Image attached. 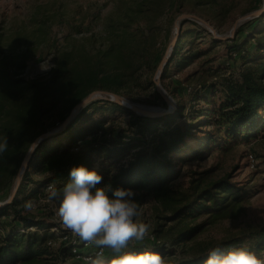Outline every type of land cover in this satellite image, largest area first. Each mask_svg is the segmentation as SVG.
<instances>
[{
  "label": "trees",
  "instance_id": "16d2710c",
  "mask_svg": "<svg viewBox=\"0 0 264 264\" xmlns=\"http://www.w3.org/2000/svg\"><path fill=\"white\" fill-rule=\"evenodd\" d=\"M172 1L135 0L136 17L127 16L130 21L125 25L115 26L113 23L110 26L112 32L116 28L120 32L113 41L109 40L105 50L99 51L94 57L84 54L57 57L50 72L41 78H20L27 66L25 56L11 63L0 61V142L5 137L8 140L7 150L0 155L1 203L6 202L11 195L21 164L37 138L55 130L57 124L62 125L74 108L90 94L104 91L119 95L133 81V62L145 58L146 48L143 43L147 37V26L151 27ZM175 1V9L180 13L184 0ZM203 18L210 22L208 18ZM263 19L264 13L246 22L244 27L255 31L260 25H251ZM188 22L191 20L182 21L181 28ZM192 24L198 25L193 21ZM198 29L207 32L200 26ZM191 36L184 34L181 29L170 62L185 59L180 58V51L191 40ZM149 39L155 45V39L151 36ZM233 42L230 51L240 57L246 52L247 43L250 44V41L237 44V39ZM220 43L224 42L212 39V44ZM166 68L161 80L166 74ZM140 69V65L136 67V71ZM262 73L263 70L255 69L244 74L242 81L227 85L223 92L219 91L217 101L208 97L210 92L215 93L214 89L208 90L206 96L202 97L206 101V108L197 114L196 124L179 123L185 119V106L180 101L174 113L160 118L138 116L107 100L95 101L83 108L63 132L44 140L36 148L16 197L11 204L0 208V264L78 261L99 249L84 248L79 242L73 246L74 240L68 232L55 237L50 232L57 228L56 224H48L47 220L25 208L27 203L32 204L42 198L48 186L63 189L70 179L69 172L73 166L84 165L90 170L95 169L103 176L102 185L99 186L110 184L113 188L133 189L137 192L136 201L139 206L152 198L167 215L161 218L172 224L165 236L177 245L193 240L201 226L189 227L188 224L202 215H208L211 221L238 219L249 193L246 188L233 184L229 176L210 180V171L192 172L190 195H174L172 188L181 174V168L205 161L214 148L229 149L232 145L258 138L264 131ZM199 93L193 91V101ZM155 95L162 100L157 92ZM100 104L110 114H126L130 119L128 127L132 130L131 136L136 139L132 140L126 130L120 129L124 122L117 118L93 119V115L104 109ZM116 126L120 129L119 133H116ZM32 176L46 178L47 182L36 185L30 182ZM195 176L198 178H193ZM33 184L36 186L28 192V187ZM162 227L157 226L153 234L159 241ZM53 239L59 241L56 251L53 250ZM245 241L232 240L216 247L225 251L231 247H244L259 253L264 250V225L252 234L250 244L246 247L243 246ZM140 243L151 245V251L160 253L166 260L174 255L166 243ZM136 244L129 245L123 251L142 252L141 249H131ZM74 247L77 253L73 252ZM102 250L104 260L113 257L112 250ZM208 254L209 250H202L190 259H179L176 263L167 264H204ZM107 261L110 264L111 260Z\"/></svg>",
  "mask_w": 264,
  "mask_h": 264
},
{
  "label": "rangeland",
  "instance_id": "374dc122",
  "mask_svg": "<svg viewBox=\"0 0 264 264\" xmlns=\"http://www.w3.org/2000/svg\"><path fill=\"white\" fill-rule=\"evenodd\" d=\"M182 4L184 7L178 13L175 9L176 1L173 0L164 13L154 20L151 27L147 26V37L143 43L146 48L145 58H139L133 62V81L120 91L119 96L129 101L131 105L145 108L144 110L146 108L152 111L166 110L167 105L164 100L158 99L155 95L156 88L153 80L162 58L167 56L166 74L160 82L175 106L172 113L177 107V102L180 101L185 106V119L179 123L189 125L196 124L197 114L206 108V101L202 97H205V93L211 88L215 93L210 92L208 97L210 100L217 101L220 96L219 91L226 90L229 84L239 83L243 75L248 72L255 69L261 72L263 70L261 75L264 78V19L251 25V27L260 25L255 31L244 27L246 22L260 16L250 15L264 9V0H218L217 2L184 0ZM183 14L194 15L204 21L203 17L208 18L210 20L208 23L216 34L221 38L229 39L217 40L224 43L212 44L214 37L209 29L191 20L182 28L180 27V32L182 29L187 36L192 34L191 40H188L180 51V58L186 59L196 54L197 56L189 60L176 59L170 62L171 51L176 45L173 41L175 39L178 41L180 38V32L177 34L175 23ZM127 16L136 17L135 0H0V61L7 60L11 63L12 60L25 56L27 66L21 72L20 78L23 80L41 78L50 72L57 57L66 54L74 56L84 54L94 57L99 51L105 50L109 40L113 41L120 32L118 28L112 32L110 26L113 23L115 26L129 23L130 19ZM192 21L198 25H193ZM198 26L207 32L203 33ZM150 36L155 39V45L149 39ZM234 39H237V44L250 41L245 48L246 52L241 57L230 51L234 45ZM139 65L141 69L136 71ZM193 91L200 92L195 101H193ZM102 98L104 96L95 97L96 101L104 100ZM99 106L104 109L93 115V119L117 118L125 123L121 124L120 129L126 130V134L131 136L132 130L128 127L130 119L126 114L121 112L110 114L104 105ZM100 115L103 116L100 117ZM60 126L61 124H57L56 129ZM120 129L116 126V133H119ZM131 138L136 139L132 136ZM250 155L255 158V163L248 160ZM128 160L126 157V161ZM205 171H210L208 175L210 180L229 176L233 184L248 190V199L242 204L243 212L235 220L211 221L208 215H202L188 224L189 227L201 226L193 240L177 245L165 236L172 226L161 218L167 215L152 198L147 199L143 206H139L140 215L136 217V221L147 223L150 226L149 234L154 235L157 226L163 225L160 228L162 231L160 243H166L174 254L166 260L167 263H176L179 259H190L202 250L210 252L218 244H225L232 240L245 239L243 246L246 247L250 244L252 234L261 230L264 225V131L258 138L232 145L229 149L214 148L205 161L191 163L181 168V174L172 188L173 194L190 195L192 172ZM30 178V182L36 185L47 182L46 178L39 176ZM34 184L28 187V192L36 186ZM58 190L62 188L59 187ZM48 195L49 193L45 190L44 196L37 202H33V207L28 212L42 217L48 224H56L57 228L51 229L50 232L55 237L62 232H68L73 240L84 244L69 230L63 228L55 211L58 201L49 200ZM54 241L55 239L52 246L56 251L59 248V241H55L56 244ZM135 242L137 244L131 249L153 250L151 245ZM90 247L96 249L94 246ZM253 252L264 261V250L259 253ZM115 255L117 254L113 253V257ZM113 257H107L106 264L109 262L107 260ZM53 264L88 263L79 259L78 261L58 260Z\"/></svg>",
  "mask_w": 264,
  "mask_h": 264
},
{
  "label": "clouds",
  "instance_id": "9594fccd",
  "mask_svg": "<svg viewBox=\"0 0 264 264\" xmlns=\"http://www.w3.org/2000/svg\"><path fill=\"white\" fill-rule=\"evenodd\" d=\"M8 148L7 137L0 142V155ZM69 181L62 190L49 189V200L58 201L56 215L63 228L89 246L111 249L115 255L110 264H167L154 251H123L132 241L142 242L149 235V225L138 223L140 215L137 192L131 188L102 185L103 176L84 165L73 166ZM29 202L26 210L31 211ZM91 264H106L99 252ZM204 264H264L255 252L244 247H220L210 250Z\"/></svg>",
  "mask_w": 264,
  "mask_h": 264
},
{
  "label": "water",
  "instance_id": "95a60500",
  "mask_svg": "<svg viewBox=\"0 0 264 264\" xmlns=\"http://www.w3.org/2000/svg\"><path fill=\"white\" fill-rule=\"evenodd\" d=\"M262 13H264V9H262L260 11H257V12L253 13L250 16H258V15H261ZM185 20H193V21H197V22L205 25L209 29V31L213 34L214 40H228L229 39V38H221V37H219L216 34L215 30L211 27V25L208 22L204 21L203 19H201V18H199L197 16L189 15V14H183L182 16H180L177 19V21L175 23L177 34H179V32H180V27H181L180 23L182 21H185ZM173 42L176 43L177 39H175ZM172 51H171V53H172ZM167 63H168V57L164 56L162 58V61L160 62L159 66H158V69H157V72H156V76H155V78L153 80V83H154L155 88H156V92L159 94V96L164 100V102L167 105V109L166 110H163V111L144 110V109H141L140 107H138L136 105L129 104V101H127L123 97H121V96H119L117 94H114V93H109V92H104V91H97V92H94V93L90 94L85 100H83L80 104H78L74 108V110L64 120V122L62 123V125L59 128L41 135L39 138H37L34 141V143L32 144V146L29 149L27 155L25 156V158H24V160H23V162L21 164V167H20V169H19V171L17 173L16 180H15V187H14L9 199L6 202H2V203L0 202V208H4V207L8 206L9 204H11V202L16 197L18 188H19V186L21 184V181H22V178H23V174L25 173V171H26V169H27V167H28V165L30 163V160L33 157V154H34L36 148L44 140H46V139H48V138H50V137H52L54 135H57V134L63 132L70 125V123L74 120L75 116L83 108H85L86 106H88L92 102L96 101L95 97L97 95L104 96V98H102V99L110 101V102H113V103H115V104H117V105H119V106H121V107H123L125 109H128V110L132 111L133 113H135L138 116H142V117H146V118H160V117H164V116H166L168 114H171L173 112V109H174L175 106L173 104V101L167 96V94H166L165 90L163 89V87L161 85V82H160L162 73L165 70V67H166Z\"/></svg>",
  "mask_w": 264,
  "mask_h": 264
},
{
  "label": "built area",
  "instance_id": "2783aa9c",
  "mask_svg": "<svg viewBox=\"0 0 264 264\" xmlns=\"http://www.w3.org/2000/svg\"><path fill=\"white\" fill-rule=\"evenodd\" d=\"M232 55H233V54H232ZM234 56H235V55H234ZM77 150H78V149H76V151H77ZM248 160H249L250 162H252V163H255V161H256L255 158H253L252 155H250V156L248 157ZM52 187H53L52 185L48 186L47 189H46V191L49 193V189L52 188ZM144 240L147 241V242H149V243L160 244V241L157 240L153 234H149L148 236L145 237ZM144 240H143V241H144ZM143 241H142V242H143ZM76 243H77V241L74 240V242H73V246H75ZM133 243H135V241H132L129 245H131V244H133ZM83 246H84V248H91L89 245H86L85 243L83 244ZM101 251L103 252V256H104V251H103L102 249H97V250L93 251V252L91 253V255H88V256L83 257V260H84L85 262L91 264V260L95 259L96 256H97V254H98L99 252H101ZM73 252H74V253H77V249H76V247H74Z\"/></svg>",
  "mask_w": 264,
  "mask_h": 264
},
{
  "label": "bare ground",
  "instance_id": "6f19581e",
  "mask_svg": "<svg viewBox=\"0 0 264 264\" xmlns=\"http://www.w3.org/2000/svg\"><path fill=\"white\" fill-rule=\"evenodd\" d=\"M130 103V102H129ZM143 109H145V108H143ZM146 110H147V108H146Z\"/></svg>",
  "mask_w": 264,
  "mask_h": 264
}]
</instances>
